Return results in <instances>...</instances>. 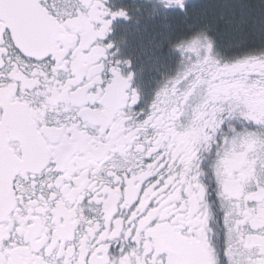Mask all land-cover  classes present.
I'll list each match as a JSON object with an SVG mask.
<instances>
[{"label": "snow or ice", "instance_id": "snow-or-ice-1", "mask_svg": "<svg viewBox=\"0 0 264 264\" xmlns=\"http://www.w3.org/2000/svg\"><path fill=\"white\" fill-rule=\"evenodd\" d=\"M0 264H264V0H0Z\"/></svg>", "mask_w": 264, "mask_h": 264}]
</instances>
